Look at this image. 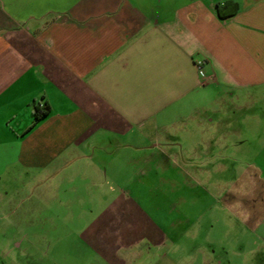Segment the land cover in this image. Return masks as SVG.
Instances as JSON below:
<instances>
[{
	"label": "crops",
	"instance_id": "0c3cea01",
	"mask_svg": "<svg viewBox=\"0 0 264 264\" xmlns=\"http://www.w3.org/2000/svg\"><path fill=\"white\" fill-rule=\"evenodd\" d=\"M261 90L264 0H0V183L23 170L37 197L80 202L81 249L133 264L166 242L141 204L150 164L213 160L195 155L240 130L219 106Z\"/></svg>",
	"mask_w": 264,
	"mask_h": 264
},
{
	"label": "rangeland",
	"instance_id": "374dc122",
	"mask_svg": "<svg viewBox=\"0 0 264 264\" xmlns=\"http://www.w3.org/2000/svg\"><path fill=\"white\" fill-rule=\"evenodd\" d=\"M219 109L239 117L227 148L195 155L213 159L198 167L152 163L141 178V204L158 215L166 242L141 245L133 264H264V90ZM3 174L0 264H101L79 246L78 230L91 220L78 217L80 202L62 193L45 201L26 184L28 172Z\"/></svg>",
	"mask_w": 264,
	"mask_h": 264
},
{
	"label": "trees",
	"instance_id": "16d2710c",
	"mask_svg": "<svg viewBox=\"0 0 264 264\" xmlns=\"http://www.w3.org/2000/svg\"><path fill=\"white\" fill-rule=\"evenodd\" d=\"M49 110V107L47 104H45L43 106V108H39L37 105H33V118H34V121L33 123L37 122L38 120H40L43 116H45L47 114Z\"/></svg>",
	"mask_w": 264,
	"mask_h": 264
},
{
	"label": "built area",
	"instance_id": "2783aa9c",
	"mask_svg": "<svg viewBox=\"0 0 264 264\" xmlns=\"http://www.w3.org/2000/svg\"><path fill=\"white\" fill-rule=\"evenodd\" d=\"M200 75H202V76H203V75H204V73H203L202 71H200Z\"/></svg>",
	"mask_w": 264,
	"mask_h": 264
}]
</instances>
